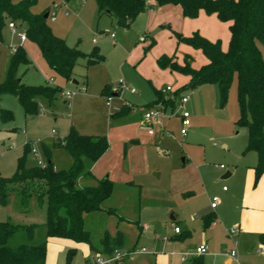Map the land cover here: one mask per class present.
Instances as JSON below:
<instances>
[{
  "label": "rangeland",
  "instance_id": "obj_1",
  "mask_svg": "<svg viewBox=\"0 0 264 264\" xmlns=\"http://www.w3.org/2000/svg\"><path fill=\"white\" fill-rule=\"evenodd\" d=\"M150 1L152 5L147 4L145 14L128 29L117 26L107 15L98 18L94 0L37 1L32 8L33 13L57 12L55 21L47 19L56 37L82 55L96 49L103 58V62L92 66H87L83 58L79 59L70 82H64L48 67L36 44L30 40L20 42L19 36L25 34L22 24L6 21L0 43V84L4 82L9 62L15 55L13 49L20 48L29 61L17 69V77L25 85L61 88L54 105H41L39 114L32 117L25 116L15 96H0V107L13 114L12 122H0V176L12 177L27 146L25 167H38L37 158L31 152L35 149L45 164L49 153L54 170H68L72 166L71 157L62 148L55 147L54 142L62 139L71 126L81 135L105 136L109 147L97 162L89 165V170L93 175V167L99 162L101 167L97 178L108 177L112 182V195L102 208L114 209L116 214L104 211L85 214L84 228L89 232L93 246L100 245L105 232L112 236L117 232L123 234L124 245L119 249L123 259L119 264H154L158 254L155 251L161 252V257L166 258L169 264L178 263L180 258L171 256L172 250L168 246L175 235L174 228L192 232L195 229L193 220H197L195 209L205 203L201 196L203 192L221 201L223 194H230L237 187V176L221 177L226 171L234 174L237 164H244L248 155L256 156L252 151L245 152L246 130L235 125L239 117L235 80L224 105L216 85L182 89L180 95L163 93L166 87L173 91L178 89L183 78L167 76L156 66L158 57L174 55L177 61L183 62L189 56L192 67L196 68L200 66L199 57L203 56L199 50L178 43L175 38L177 30L174 27L182 18L180 13H174V6L158 7L153 0ZM53 4L58 8L55 9ZM66 8L68 15H64ZM194 23L201 24L198 20ZM227 31L225 28L219 31L222 48H226ZM111 34L115 37L111 38ZM186 50L195 54L191 56ZM120 80L134 88L136 94L123 91L112 97L113 107L130 106L128 113L112 118L115 113L106 107V97L101 92L107 85L109 92L106 95L118 94ZM155 90L162 93V101H168L169 105L160 103L165 110L150 132L141 127L140 115L147 106L154 105L157 100ZM66 92L75 95L68 99ZM177 95L189 97L184 108L190 113L191 126L185 138L180 135L181 125L176 115L179 110ZM219 165H223L225 170H219ZM126 182L132 185L127 186ZM79 184L85 186L86 182L81 180ZM223 187L226 192L222 191ZM227 212V217L231 218ZM0 222H9L17 227L35 226L31 239L22 232L10 240V245L21 242L39 244L47 240L43 225L45 206L40 205L34 195L22 206L20 198L15 193L10 194L8 204L0 205ZM144 224L147 228L142 231L140 227ZM192 236L191 241L182 239L184 244H189L187 248H194L193 244L199 242V233ZM251 240L253 251H258L261 246L255 237ZM79 245L82 247L75 248L70 264H93L98 253L91 251L86 244ZM64 250L49 246V264H65ZM129 251L135 254L129 255ZM206 258L211 264H224L225 256ZM261 260L264 261V257L253 258L249 262L258 264Z\"/></svg>",
  "mask_w": 264,
  "mask_h": 264
},
{
  "label": "trees",
  "instance_id": "obj_2",
  "mask_svg": "<svg viewBox=\"0 0 264 264\" xmlns=\"http://www.w3.org/2000/svg\"><path fill=\"white\" fill-rule=\"evenodd\" d=\"M38 0H0V43L6 21L18 22L24 26L28 40L37 45L48 67L64 82L72 80L73 69L81 58L87 66L103 62L95 49L88 55L69 48L62 39L56 37L44 19L43 13H33L32 8ZM98 18L107 15L117 26L130 28L137 17L147 10L146 0H94ZM158 7L173 5L181 8L182 17L196 19L199 12L207 16L214 15L218 21L229 25V41L226 51L221 49L219 40L211 42L198 32L183 36L174 32L178 43L200 50L207 64L198 69L192 68L190 57L186 56L182 64L174 55L160 56L156 64L161 70H169L189 77V83L174 91L194 90L202 85H216L222 105L225 104L232 82L236 81V97L239 117L235 125L244 128L247 133L246 151L255 152L257 164L254 167V186L264 175V0H154ZM20 64H29L24 51L16 49L6 72V78L0 84V96L11 94L16 97L25 116L39 114L41 105L53 106L61 92L58 86H27L17 77ZM109 91L107 85L101 94ZM158 103L162 93L155 91ZM180 95V93H179ZM177 95V98L179 97ZM123 106L122 108H125ZM151 108V107H150ZM122 109L112 118L121 114ZM13 120L11 111L0 107V122ZM54 146L65 150L72 159L68 170H54L46 154L47 164L41 167H25L24 155L18 159L15 173L10 178L0 176V205L8 204V196L15 193L25 206L34 195L40 205L45 206V234L47 238L71 240L84 243L90 250L104 257L113 255L124 245L121 232L115 235L104 233L100 245L93 246L90 235L84 228V215L104 211L115 215L114 209L104 210L102 205L113 192L112 182L105 178L94 185L81 186V179L92 178L89 165L94 164L107 151L109 143L105 136L81 135L74 127L54 142ZM209 223V222H208ZM205 223V227L208 225ZM35 226H14L9 222H0V264H45L46 240L39 244L18 243L10 245V240L24 232L28 239ZM17 241V240H16ZM264 247V232L259 235ZM133 252V251H129ZM75 254V249L66 253L65 264ZM98 254V255H99ZM190 264H205L202 257L193 258Z\"/></svg>",
  "mask_w": 264,
  "mask_h": 264
},
{
  "label": "crops",
  "instance_id": "obj_3",
  "mask_svg": "<svg viewBox=\"0 0 264 264\" xmlns=\"http://www.w3.org/2000/svg\"><path fill=\"white\" fill-rule=\"evenodd\" d=\"M146 4L152 5V2L149 0L148 2H146ZM172 6L173 5H166L164 7L168 8ZM173 8H175L174 13H180V16L182 18V21L179 20L180 22H178V26L174 28L177 30L176 31L177 33H180L183 36H190L192 33L198 32L202 37L206 38L207 40L211 42H214L216 40H219L220 30H224V28L228 30L229 25L227 23H222L218 21L214 15L207 16L204 12L201 11L199 12V15L196 19H185L182 17L181 8L179 6H174ZM144 14L145 12L140 14L135 20V22L133 23V25L136 24L139 18ZM195 20L200 21L201 24L197 25L196 23H194ZM203 29H205L206 32L203 31ZM227 32H228L227 34L228 39L226 40L227 41L226 48H222V44H221V49L223 51H226L227 46H228L229 30ZM222 33L224 34V31ZM191 50H186V53L192 56L195 54V52ZM167 56H171V55H167ZM197 56L199 57V55ZM177 62L179 64L183 63L179 61ZM199 63H200V66L196 67L195 69H198L201 66L207 64V59L204 56L203 58L199 57ZM162 71H164V73H166V75L169 77L176 78V79L178 77L183 78L182 79L183 82L180 84V87H178V89H181L182 87L186 86L189 83V77L187 76H183L178 73L170 72L169 70H162ZM73 83L76 84L75 81H73ZM178 89H175L174 91ZM107 92L102 94L106 98L108 96H112V97L119 96L113 93L106 95ZM131 94H136V92L131 93ZM156 98L157 100L154 102V104H156L158 101L157 95H156ZM105 105H106V100H105ZM168 105L169 104H167V106ZM170 105L173 106V104H170ZM152 106H153V103L147 106L146 109H149ZM114 108L120 109V110L122 109L121 114L124 115L128 113V109H130V106L126 104L125 108H122V106L113 107L112 102H111V108L108 107V109L113 111ZM143 112L140 115V121H141V116ZM114 113H117V112L114 111ZM176 115H177V112H176ZM116 116L117 115H115L113 118H116ZM190 120H191V117H190ZM158 123H159V120H158ZM98 164L99 162L95 164L93 167V175L95 177L91 174L92 178L81 179L86 182L85 186L94 185L96 181L99 180L97 177L100 175L99 171H100L101 165H98ZM256 164H257V155L256 156L248 155L247 161L244 162V164H241V163L237 164V168L234 171V174H231L229 171L225 172V174L229 173V177L237 176V187L234 189L232 193L223 194L221 201L219 200L217 207L215 209L210 208V202H211L212 197L210 198L208 193L203 192L201 196L205 198V203L200 207H196L195 209L196 211L195 215L197 217V220L195 221L193 220L195 224L193 227L195 229L191 230L192 232H190L188 228H187L188 230H185L184 232H182V230L179 229L178 234L174 233L175 235L172 237L171 245H168L169 247H171V250H172L170 255L178 256L180 258L179 262L178 263L176 262L175 264H190L192 259L196 257H202L204 259L205 264H211L210 262H208L206 256H213V257H218V258L225 256L224 264H234V263L250 264L249 261L251 259L264 257V255L258 254V251H255V252L253 251V248H252L253 245H252V240H251L252 237H255L258 244L262 246V244H260V241H259V235L264 232V175H262L258 179L257 184L254 186V175H255L254 167L256 166ZM223 176L221 178H223ZM105 178L108 179V177H105ZM124 184L127 186L132 185L131 182H126ZM195 184H197V182ZM226 191L227 190L223 192H226ZM193 198H195V196ZM226 211L229 212L231 218L227 217ZM205 223H208L206 227L204 225ZM184 225H186V227H189L187 222H184ZM235 226L239 228V232L235 236L229 238L228 231L229 229ZM140 228L143 231L147 227L144 224ZM197 233H199L200 235L199 242L198 243L195 242V244H193L194 248H187L189 244L188 243L184 244L182 239L186 238L189 241H191L194 238L192 234L196 235ZM177 238H179L180 240L176 241ZM57 239L58 238H47L46 240L45 264H49V260H48L49 246L54 245L58 247L60 251L64 250L63 248L64 246L65 247V250H64L65 258H66V253L68 250L75 249L76 247H80V248L82 247L81 245H79L80 243H75V242L72 243L73 241L70 242L71 240H69V242H64V241H59V240H65V239H58V240ZM49 241L57 242V243L50 245ZM202 245L207 248L206 253L202 255L196 254V249ZM232 250L236 251V258H232L229 255V252ZM75 252H76V249H75ZM155 252L156 254L157 253L158 254L155 257L154 264H169L166 258L161 257L162 256L161 252H158V251H155ZM86 255H87L86 262H88L89 261L88 253ZM258 264H264V261L261 260Z\"/></svg>",
  "mask_w": 264,
  "mask_h": 264
},
{
  "label": "built area",
  "instance_id": "obj_4",
  "mask_svg": "<svg viewBox=\"0 0 264 264\" xmlns=\"http://www.w3.org/2000/svg\"><path fill=\"white\" fill-rule=\"evenodd\" d=\"M84 1V0H81ZM53 6L55 7V9L58 8V6H56L55 4H53ZM56 15L57 12L56 11H48V18L53 22L56 19ZM64 15H68V9L66 8L64 10ZM111 38H114V35H111ZM20 42L23 43L27 40V37L25 34H21L19 36ZM13 52H16V48L13 49ZM119 87L116 91V93H118L117 95L121 94L120 92L123 91H129L130 93H135L136 90L133 88H130L123 80L119 81ZM85 90V88L83 89ZM170 92H174L173 89L171 87H166L165 90L163 91V93H170ZM75 94L72 92H66L65 96L66 98H71L73 97ZM111 100H112V96H108L106 98V106L111 108ZM189 100L188 96H179L177 99V103H178V111H177V115L180 119V125H181V129H180V135L185 138L187 135V130L188 128L191 126V120H190V113L184 109V105L187 104ZM126 106V104H125ZM165 110V107L162 104H157L154 107H151L149 109H146L142 116H141V127L145 130H148L150 132L153 131V128L155 125L158 124V119L159 117L163 114V111ZM113 111L115 112H119L120 109H116L114 108ZM33 156L35 158H37V162H38V167L44 168L45 167V163L39 158V154L35 149L31 150ZM219 169L224 170L225 167L223 165H219L218 166ZM226 188L223 187V191H225ZM219 202L218 197L214 196L211 199L210 202V208L211 209H215L217 207V204ZM239 232V228L238 227H232L231 229H229L228 231V237L231 238L233 236H235L237 233ZM174 233L178 234L179 233V228H174ZM207 251V248L205 246H200L196 249V254L198 255H202L205 254ZM129 255H133L135 254V252H128ZM258 254L260 255H264V247L261 246V248L258 250ZM229 255L232 258H236V251L232 250L229 252ZM123 259V255L120 253V251H114L113 255L111 256H107V257H101L100 255H97L94 259H93V264H119Z\"/></svg>",
  "mask_w": 264,
  "mask_h": 264
},
{
  "label": "water",
  "instance_id": "obj_5",
  "mask_svg": "<svg viewBox=\"0 0 264 264\" xmlns=\"http://www.w3.org/2000/svg\"><path fill=\"white\" fill-rule=\"evenodd\" d=\"M67 1H69V0H67ZM43 17H44V19H47V18H48V12L45 13V15H44ZM227 177H229V173H226V174L223 176L222 179H226Z\"/></svg>",
  "mask_w": 264,
  "mask_h": 264
}]
</instances>
